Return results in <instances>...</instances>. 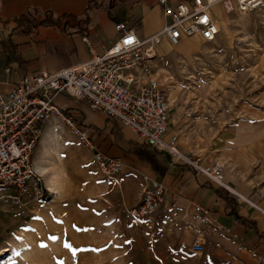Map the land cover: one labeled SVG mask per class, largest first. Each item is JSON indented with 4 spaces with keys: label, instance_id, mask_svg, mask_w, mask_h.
Returning a JSON list of instances; mask_svg holds the SVG:
<instances>
[{
    "label": "rangeland",
    "instance_id": "rangeland-1",
    "mask_svg": "<svg viewBox=\"0 0 264 264\" xmlns=\"http://www.w3.org/2000/svg\"><path fill=\"white\" fill-rule=\"evenodd\" d=\"M215 11L227 20L216 41L202 40L193 51L184 43L168 52L157 49L144 74L157 79L170 97L169 137L178 136L181 153L206 165L227 161V168L232 166L230 155L243 154L248 163L242 173L236 168L228 172L251 182L264 198V8L225 15L223 7L216 6ZM157 75H166V82ZM56 102L65 107L62 95ZM74 113L80 116L82 111ZM59 119L60 136L48 148L59 161L72 153L83 161L81 141ZM120 135L136 155L158 158L155 148L140 143L130 129ZM160 155L167 159L165 153ZM59 166L69 171L65 163ZM72 169L74 180L56 179L49 172L58 180L59 193L51 195L43 180L48 192L44 200L0 206V264H264V255L248 235L236 237L233 231L214 230L216 236L208 237L204 252L194 253L195 214L179 200H166L151 218L139 221L123 210L102 213L96 198L87 195L82 166ZM234 190L251 207L250 196Z\"/></svg>",
    "mask_w": 264,
    "mask_h": 264
},
{
    "label": "crops",
    "instance_id": "crops-1",
    "mask_svg": "<svg viewBox=\"0 0 264 264\" xmlns=\"http://www.w3.org/2000/svg\"><path fill=\"white\" fill-rule=\"evenodd\" d=\"M180 1L193 2L169 0L171 4ZM218 6L223 7L226 15L224 6ZM219 17L227 22L223 16ZM120 23L133 29L140 38H148L164 27V7L160 0H0V95L13 89L25 73L55 72L87 60L91 55L88 44L83 41L84 36L90 38L97 52H103L118 38L116 25ZM164 43L169 42L165 40ZM68 98L72 97L62 96L63 108L72 113L82 111L80 116L76 115L79 123L88 128L100 152L122 159L124 168L114 178L103 177L94 162L93 152L82 142L83 161H78L75 153L67 160L59 161L56 151L48 148V143L51 141L52 144L60 136L61 120L53 117L46 122L36 147L34 161L40 176L41 170L47 169L56 174V179L74 180L72 166L79 164L84 171L82 175L80 173L81 179L87 181V195L96 198V207L105 214L135 206L149 178L156 177L168 189L166 200H179L186 210L195 214V240L203 234L207 243L208 237L216 236L217 231L227 233L225 229H230L236 237L248 235L258 252L264 255V198L253 191L251 182H243L241 176L228 172L230 168L229 171L236 168V172L242 173L246 167L244 163H248V160L244 162L243 154L230 155V164L234 168L228 166L226 182L234 188L230 186L232 190L226 192L186 163L177 164L178 161L165 152L154 149L158 158L153 160L136 155L120 135L125 129L133 132L131 128L112 121L101 110L92 109L86 101H79L85 103L78 106ZM160 153H165L167 159L161 160ZM63 163L69 171L57 167ZM41 179L45 181L42 176ZM234 189L250 196L251 207L238 199L236 192L232 193ZM194 204L209 209L213 222L202 221ZM217 223L225 229L218 230Z\"/></svg>",
    "mask_w": 264,
    "mask_h": 264
},
{
    "label": "built area",
    "instance_id": "built-area-1",
    "mask_svg": "<svg viewBox=\"0 0 264 264\" xmlns=\"http://www.w3.org/2000/svg\"><path fill=\"white\" fill-rule=\"evenodd\" d=\"M165 24L156 34L140 38L125 24L116 25L118 38L103 52H97L88 36L90 57L55 72L25 73L6 95H0V206L18 205L25 199L47 198L41 176L35 167V151L43 128L53 117L62 118L79 140L93 152L100 174L114 178L122 172L124 162L100 152L91 133L74 113L57 104V97L67 96L86 101L92 109L101 110L112 121L129 127L140 143L165 152L174 161H184L197 174L228 190L225 180L227 163L206 165L185 156L178 146V136L168 138L172 122L170 97L158 80L144 78L148 61L156 57L165 40L176 46L184 39L199 35L204 42L216 41L224 32V20L215 7L223 5L233 11L257 12L264 0H193L171 4L160 0ZM153 52V54L151 53ZM10 66L6 70L10 71ZM139 202L126 210L132 220L151 218L166 201L168 189L156 177H150ZM195 211L204 222H213L212 213L201 204ZM218 230L225 228L216 224ZM230 232V229H225ZM203 234L194 241L192 251L202 254Z\"/></svg>",
    "mask_w": 264,
    "mask_h": 264
},
{
    "label": "bare ground",
    "instance_id": "bare-ground-1",
    "mask_svg": "<svg viewBox=\"0 0 264 264\" xmlns=\"http://www.w3.org/2000/svg\"><path fill=\"white\" fill-rule=\"evenodd\" d=\"M245 13H247V12H245ZM195 36H199V35H195ZM192 37H194V36H192ZM192 37L184 39L181 43H179L176 46H173L169 43H164L161 45L162 47H160L159 51H161L162 53L168 52L169 50L173 49L174 47H178L179 45H182L184 41H185L184 46L187 49L193 51V50L197 49V47L200 44H202V39L198 38V37H194V38H192ZM151 54H153V52ZM156 55H157V53H156ZM152 76H154V75H152ZM157 76L161 82H166V80H167L166 75H157ZM144 78H147V77H144ZM153 79H155V78H153ZM169 88H172V86H170ZM170 92L173 93L174 91L171 89ZM41 172L42 173H40V174L45 179V184L47 185V188L50 190L51 195H55V194L59 193V183L57 182L58 180L56 181V179H52V175L49 173V171H47V169H43V170H41Z\"/></svg>",
    "mask_w": 264,
    "mask_h": 264
},
{
    "label": "trees",
    "instance_id": "trees-1",
    "mask_svg": "<svg viewBox=\"0 0 264 264\" xmlns=\"http://www.w3.org/2000/svg\"><path fill=\"white\" fill-rule=\"evenodd\" d=\"M66 113L69 114V111H67V109H66ZM77 113L79 114L80 112H77ZM76 115L77 114L75 113L74 114V117H76L78 119V121H79V117H77ZM41 186L44 188V190H45V192L47 194L48 192H47L46 188L43 186V183L42 182H41ZM216 192H219V190H216Z\"/></svg>",
    "mask_w": 264,
    "mask_h": 264
}]
</instances>
